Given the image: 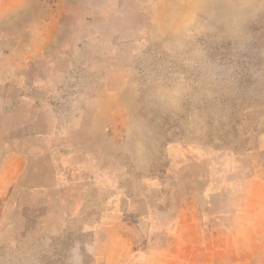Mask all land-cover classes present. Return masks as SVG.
Wrapping results in <instances>:
<instances>
[{
	"label": "rangeland",
	"instance_id": "374dc122",
	"mask_svg": "<svg viewBox=\"0 0 264 264\" xmlns=\"http://www.w3.org/2000/svg\"><path fill=\"white\" fill-rule=\"evenodd\" d=\"M0 264H264V0H0Z\"/></svg>",
	"mask_w": 264,
	"mask_h": 264
}]
</instances>
